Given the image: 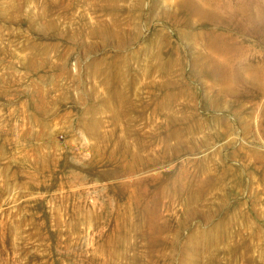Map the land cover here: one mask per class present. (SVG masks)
<instances>
[{
    "label": "rangeland",
    "instance_id": "1",
    "mask_svg": "<svg viewBox=\"0 0 264 264\" xmlns=\"http://www.w3.org/2000/svg\"><path fill=\"white\" fill-rule=\"evenodd\" d=\"M184 2L0 0V264H264V0Z\"/></svg>",
    "mask_w": 264,
    "mask_h": 264
},
{
    "label": "bare ground",
    "instance_id": "2",
    "mask_svg": "<svg viewBox=\"0 0 264 264\" xmlns=\"http://www.w3.org/2000/svg\"><path fill=\"white\" fill-rule=\"evenodd\" d=\"M215 4H216V0H185V2L183 3V5H180V7L184 10L187 11L188 13V18H192V17H196L198 20H202L204 22H209L212 18H214L215 16L218 17V15H220V12L215 9ZM214 37H216V35H213ZM219 40L220 38L217 37ZM208 49L210 51H217V50H221L223 47V44H215L213 46H209L207 45ZM220 76L219 73H215L213 74L212 72L210 73V78L211 79H215L217 80L218 77ZM255 80H264V69L260 68L257 69L255 75Z\"/></svg>",
    "mask_w": 264,
    "mask_h": 264
}]
</instances>
